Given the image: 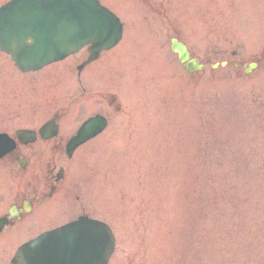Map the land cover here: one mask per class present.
<instances>
[{"label": "rangeland", "instance_id": "rangeland-1", "mask_svg": "<svg viewBox=\"0 0 264 264\" xmlns=\"http://www.w3.org/2000/svg\"><path fill=\"white\" fill-rule=\"evenodd\" d=\"M103 2L126 26L94 63L98 79L86 80L92 64L78 81L85 49L26 74L0 51V131L39 126L56 109L73 130L107 110L108 129L78 153L85 203L117 237L110 264H264V0ZM173 36L209 65L259 67L188 73ZM18 244L0 238V264Z\"/></svg>", "mask_w": 264, "mask_h": 264}, {"label": "water", "instance_id": "water-1", "mask_svg": "<svg viewBox=\"0 0 264 264\" xmlns=\"http://www.w3.org/2000/svg\"><path fill=\"white\" fill-rule=\"evenodd\" d=\"M122 30L120 19L98 0H12L0 11V48L10 52L24 70L62 59L88 43L93 60L117 44ZM173 50L187 70L204 68L177 39ZM255 66L249 65L247 71ZM98 131H88L72 147ZM10 146L8 135L0 134V156ZM114 244L106 224L81 217L23 245L13 264H107Z\"/></svg>", "mask_w": 264, "mask_h": 264}, {"label": "flooded vegetation", "instance_id": "flooded-vegetation-1", "mask_svg": "<svg viewBox=\"0 0 264 264\" xmlns=\"http://www.w3.org/2000/svg\"><path fill=\"white\" fill-rule=\"evenodd\" d=\"M61 111L57 109L49 116L58 124L54 137L37 135L35 141L19 143L0 160V218L7 220L0 237L41 209L44 213L47 209L53 212L59 207L70 208L73 214L67 221L81 214L92 216L83 194L87 181L81 175L83 159L77 151L72 155L66 151L72 134L64 128ZM105 114L109 119V114Z\"/></svg>", "mask_w": 264, "mask_h": 264}, {"label": "bare ground", "instance_id": "bare-ground-1", "mask_svg": "<svg viewBox=\"0 0 264 264\" xmlns=\"http://www.w3.org/2000/svg\"><path fill=\"white\" fill-rule=\"evenodd\" d=\"M129 49L132 51L133 49H134V45H131L130 47H129ZM137 60L138 59H136V58H133V59H131L130 60V62H131V65H136L138 62H137Z\"/></svg>", "mask_w": 264, "mask_h": 264}]
</instances>
